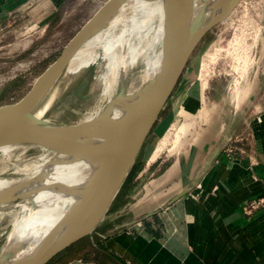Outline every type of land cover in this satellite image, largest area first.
Instances as JSON below:
<instances>
[{
  "label": "rangeland",
  "instance_id": "rangeland-1",
  "mask_svg": "<svg viewBox=\"0 0 264 264\" xmlns=\"http://www.w3.org/2000/svg\"><path fill=\"white\" fill-rule=\"evenodd\" d=\"M106 1L64 0L57 11L52 8L51 13H48L52 18L47 19L48 14L44 16L42 11L37 10L35 16L31 17L26 15V12H20L22 16L10 15L9 21L0 24V106L12 104L23 97L36 78L60 55L69 40ZM157 20L155 17L154 26L151 25L153 29L151 26L149 28L150 34L155 32ZM141 32L143 34V29ZM133 35L131 32V40L134 38ZM159 47L160 45L155 47L151 56L156 55ZM261 58L264 69V0H241L227 19L214 26L192 51L172 95L167 97L166 106L142 143L135 162L138 169L140 170L146 161L160 156L164 157L165 162L152 173L159 174L177 160L179 154L188 150L199 127L206 128L207 133H210L203 138L201 154L211 148L213 164L237 138V130L243 129L242 122L237 121L235 127L241 125L240 128L233 129L230 133L226 131L230 121L232 122L235 119L233 117L238 114L241 102L249 93L248 91L244 97H241L246 93L244 87H249L251 84ZM147 61L140 55L131 60L127 66L128 78L131 80L132 77L138 76ZM99 62L100 60L71 76L66 71L61 73L56 83L54 82L57 91L53 103L42 117L45 123L53 125L77 123L89 110L93 112L94 109L106 104L107 97L103 94L104 83ZM201 74L204 75L203 91H196L195 98L192 99L194 83L189 79L198 80ZM53 86L54 84L51 88ZM119 87L120 84L116 92ZM47 94L34 109L35 111L44 103ZM189 105L187 109L183 108ZM218 109L220 116L216 120L214 114ZM205 110L212 113L211 121L207 118L209 116ZM230 138L232 139L229 142ZM26 154L25 158L29 160L37 154V151L29 150ZM15 158L16 156L13 157ZM199 165L189 168V172L193 175L190 182L186 183L182 177L180 178L174 186L176 188L170 191L171 199L177 193L189 188L175 200L187 201L196 195L194 194L196 190L201 189L202 181L210 172L211 165L206 167ZM15 168L16 166H12L10 173L14 172ZM149 178L146 176L143 179V185ZM133 189L134 187L130 192ZM140 194L141 189L138 193H133L136 198H139ZM125 198L133 200L128 195L121 196L120 200L124 201ZM171 204L165 203L161 211ZM109 212L103 223H106L111 216L112 213ZM132 215L128 213L126 216ZM9 218L11 215L7 216V220L3 219L0 222V256L4 254L2 247L13 229V225L8 224ZM103 230L106 231L107 226H103L100 233ZM83 243L80 248L76 247L70 252L59 255L53 264H62L87 252L90 256L92 238L84 240Z\"/></svg>",
  "mask_w": 264,
  "mask_h": 264
},
{
  "label": "crops",
  "instance_id": "crops-1",
  "mask_svg": "<svg viewBox=\"0 0 264 264\" xmlns=\"http://www.w3.org/2000/svg\"><path fill=\"white\" fill-rule=\"evenodd\" d=\"M63 2L0 0V24L9 21L10 15L22 16V12L32 17L38 10L45 16L52 8L57 11ZM50 17L52 15L48 14L47 19ZM262 61L259 59L251 84L248 82L249 87H244L246 93L241 97L249 93L226 129L230 133L241 127H235V122H242L243 129L237 130V138L230 143L235 146L236 160L224 153L212 164L211 148L201 154L203 138L210 133L199 127L188 150L179 154L178 159L159 174L152 173L165 162L160 156L146 161L137 170L132 179L134 189L128 194L134 201L125 198L121 206L111 211L112 214L109 212L108 221L91 236L90 256L86 251L87 259L79 256L62 264H264V209L252 216H246L242 209L244 201L264 193ZM203 78L201 74L198 80L189 79L194 83L192 99L196 91H203ZM188 107L190 105L183 108ZM205 112L211 121L212 113ZM219 116L218 109L214 117L217 120ZM199 164L204 167L212 164L201 189L196 190V195L189 200L175 201L161 211L171 199L170 191L176 188L174 186L180 178L190 182L193 175L189 168ZM146 176L150 178L143 185ZM140 189L141 194L136 198L133 193ZM128 213L133 215L127 217ZM103 226H107V232L100 233Z\"/></svg>",
  "mask_w": 264,
  "mask_h": 264
},
{
  "label": "bare ground",
  "instance_id": "bare-ground-1",
  "mask_svg": "<svg viewBox=\"0 0 264 264\" xmlns=\"http://www.w3.org/2000/svg\"><path fill=\"white\" fill-rule=\"evenodd\" d=\"M121 1L99 21L95 32L78 48L65 68L71 76L100 60L106 103L115 100L107 117L111 121L123 118L148 93L150 82L159 80L163 55L164 0ZM222 3L223 0H192L193 19L201 24L208 22L220 13ZM155 17L158 19L155 32L150 34L149 28ZM131 32L134 34L132 40ZM158 45L156 55L151 56ZM138 55L148 61L140 74L130 80L127 66ZM55 83L44 103L34 111L35 116L42 118L53 103L57 91ZM119 83L126 86L124 92L116 95ZM104 107L93 108V112L89 110L79 122L100 116ZM136 126L138 128L127 134L121 147L113 151L112 157L101 160L69 154L67 142L56 143L39 136L38 129L28 133L30 141H15L0 146V222L11 215L8 224L13 225L2 247L4 254L0 256V264H12L25 255L33 254L45 241L66 231L96 177H103L112 159L129 157L140 144L147 131L142 117ZM39 127L50 132L55 126L44 123ZM58 133L61 134L62 130ZM72 139L87 141L82 136ZM29 150H36L37 154L28 160L25 157ZM12 166L16 168L10 173Z\"/></svg>",
  "mask_w": 264,
  "mask_h": 264
},
{
  "label": "water",
  "instance_id": "water-1",
  "mask_svg": "<svg viewBox=\"0 0 264 264\" xmlns=\"http://www.w3.org/2000/svg\"><path fill=\"white\" fill-rule=\"evenodd\" d=\"M240 1L223 0L220 13L201 24L192 17V0H164L165 30L159 80L150 82L152 87L147 90L148 93L119 120L107 119L115 103L113 100L105 104L102 114L96 118L88 119L84 123L54 125L55 127L48 132L39 127L45 121L34 115V109L61 73L66 71L67 64L78 48L95 32L99 21L114 5L120 4L121 0H107L102 4L69 40L60 55L36 78L30 90L18 101L0 106V146L15 141H30L28 133L38 129L39 136L56 143L67 142V153L93 160L112 157L113 151L121 147L127 134L130 135L132 130L142 125L140 123L136 126L140 117L143 119V125L147 126V131L132 154L127 158L119 157L114 161L112 159L103 177H96L66 231L56 238L45 241L33 254L25 255L12 264H47L77 242L94 235L106 219L136 162L144 139L166 106L165 98L172 95L192 51L214 26L227 19ZM119 84L116 95L125 90L126 85ZM59 130H62L61 134L58 133ZM74 136H82L87 141H75L72 139ZM188 189L177 193L167 204L173 203Z\"/></svg>",
  "mask_w": 264,
  "mask_h": 264
},
{
  "label": "trees",
  "instance_id": "trees-1",
  "mask_svg": "<svg viewBox=\"0 0 264 264\" xmlns=\"http://www.w3.org/2000/svg\"><path fill=\"white\" fill-rule=\"evenodd\" d=\"M137 170H138V166L136 164H134L133 167H132V169H131V171H130V173H129V175H128V177H127V179H126V181H125V183L123 184V186H122L119 194L117 195V197H116V199H115V201H114V203L111 206V208H110L109 211H113V210L117 209L121 204L124 203V201L120 200V198H121V196H123V195L126 196V195H128L130 193L131 188H132V179L135 176ZM89 238H90V236L82 239L81 241L77 242L76 244H74L73 246H71L70 248H68L67 250H65L64 252L65 253L66 252H70L72 249H74L76 247L77 248H80L84 244L83 243L84 240L89 239ZM87 254L88 253H86L85 255H81V257H83L84 259H87L88 258ZM56 258L53 259L52 261H50L47 264H53L55 262Z\"/></svg>",
  "mask_w": 264,
  "mask_h": 264
},
{
  "label": "built area",
  "instance_id": "built-area-1",
  "mask_svg": "<svg viewBox=\"0 0 264 264\" xmlns=\"http://www.w3.org/2000/svg\"><path fill=\"white\" fill-rule=\"evenodd\" d=\"M235 151L236 149L232 147L231 144H229L228 148L225 150V153L229 158H231V160L235 161L237 158L234 155L236 154ZM242 209L246 216H252L258 210L264 209V193L258 197H253L244 201Z\"/></svg>",
  "mask_w": 264,
  "mask_h": 264
}]
</instances>
